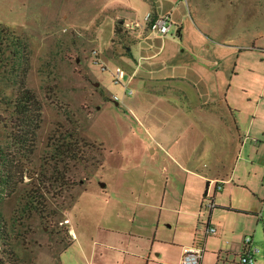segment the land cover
Instances as JSON below:
<instances>
[{"label":"rangeland","instance_id":"374dc122","mask_svg":"<svg viewBox=\"0 0 264 264\" xmlns=\"http://www.w3.org/2000/svg\"><path fill=\"white\" fill-rule=\"evenodd\" d=\"M163 1L174 24L167 35L150 37L155 57L137 59V71H189L199 77L196 88L185 77L148 79L137 87L116 82L113 72L127 75L134 64L116 60L132 41L118 22L132 20L128 5L142 23L149 9L143 0H0V24L8 28L0 31V149L33 177L14 190L0 186L14 264H84L87 256L122 264L120 253L109 255L95 244L134 253L130 264H144L153 238L143 237L159 216L160 231L176 228V236L208 254V264L236 262L233 246L247 237L264 264V0ZM116 24L121 33L111 38ZM21 81L42 106L35 142L26 145L13 137ZM114 96L128 107L116 105ZM64 131L96 149H84L86 162L66 161L63 186H51L45 182L56 168L50 139ZM203 176L226 182L218 192L212 182L204 199ZM30 190L44 191L51 217L30 210ZM201 224L216 228L219 237L206 236ZM105 225L126 235H111ZM70 229L80 245L77 240L61 255ZM2 243L0 258L11 264ZM176 255L164 246L155 261L180 264Z\"/></svg>","mask_w":264,"mask_h":264},{"label":"crops","instance_id":"0c3cea01","mask_svg":"<svg viewBox=\"0 0 264 264\" xmlns=\"http://www.w3.org/2000/svg\"><path fill=\"white\" fill-rule=\"evenodd\" d=\"M143 1L145 3H147L148 7H149L147 14H151V15H154V16L168 15L169 18H170L171 28H172V26L174 24V20L172 18V15H171L170 11L165 7V3H164L163 0H151L150 2H148L146 0H143ZM125 7H127L128 9L131 10V12H132V20L128 21V22H126V21L122 22L120 20L118 23L120 25H122V26L124 25V27H127V30H128L127 33L132 36V41L128 45V47L126 48V51L124 50L127 53V55L125 53H123V54L119 53V55H118L119 57H116V60H119L121 58L127 57L128 59L132 60L134 64H133L132 67H127L126 68L127 75L124 72L123 80H126V83L128 85L136 86V87L139 86V85H142L141 83H144L148 79L180 80V81H184L185 78H187V79H189L188 83L191 84V85H193L192 82L195 83V84L200 82L199 79H198L199 77L197 75H195V73H193L192 71L191 72L194 75L192 77H190V74H189L190 72L189 71H185V73H183L181 75H177V72H175L174 74L170 73V74H162V75H160V73H158V72L157 73L156 72H151V73L138 72L137 68L140 65H139V62H137V59L140 60V62H142V61H145L147 58H154L155 57V55L150 54V47L152 46L151 42H150V37H152V36L159 37V36L155 35L154 33H151L148 30V28H147V26L145 24V20H144L145 17H144L142 23L137 22L136 19H135V12H136L135 9L132 8L131 6H128V5H126ZM114 21L115 20H113V22ZM177 33H178V36H179V39H180L181 33H182V28H178ZM198 33H199L200 37L203 38L204 35L202 36V32L199 31ZM113 36H114V26H112L111 38ZM174 43H175V45L179 46V44L177 42H174ZM109 46H113V43H111V40H110ZM118 46H120L121 47L120 49H122V51H123V48H122L123 45L120 44ZM138 48H140L141 50L138 51ZM101 60L106 65L107 60H104V59L100 58V62H102ZM193 88H196V87L193 85ZM104 93H105V91H104ZM197 96L200 98L199 94H197ZM121 102L125 106L128 107V105H127L128 102L124 98L122 100H120V103ZM115 103H116V105L120 104L119 100L115 101ZM204 103H209V102L204 101ZM236 128H237V130H238V132L240 134L241 130H240L239 126H236ZM175 144H176V142H175ZM171 145L173 146L174 144H171ZM170 148L168 149V153H170L172 155H178V156H181V157L186 158V159L192 157V156H189V154L187 153V151L185 149H184V151H182L183 148L179 149L178 151H173ZM186 170L191 172V173H193V174H195V175L198 174L196 172V169L194 171H192L190 169H186ZM204 178L206 179V184L207 183L210 184L212 182L216 183V182H219V181H222L223 183L226 182L224 180H211L208 177H204ZM167 191H168V189L164 190L165 195H166ZM215 208H216V205L214 206L213 209H215ZM221 209L229 210L226 207H223ZM160 218H161V216H159L158 220H156V226L155 227H151V229H152L151 232H149L148 235H144V237H143V239H146L148 242L151 241L150 238H153L152 242H150L151 246H150V249H149V251H148V253L146 255L147 259H146V262L144 264H157V262L155 260H161L162 251H163V247L164 246H170V247H173V249H176V251H177L176 259L180 263H181V259H182L183 252H184L185 249H187V248H198V249H200L199 245L196 244V243L192 244L188 237L187 238H183V237H180V235L176 236V228L169 229V230H164L165 228L164 229L162 228V230L160 231ZM201 225H202L201 230L203 229V231H205V228L207 226L203 225V224H201ZM105 226H106V228L104 229V231H107L111 235H126V233L124 231L119 230L120 227H118V226H109V227H107V225H105ZM204 226H206V227H204ZM167 227H169V226H167ZM165 231H167L168 233L173 232V234H171L170 237H168V235H167V233ZM130 233H133V232L131 231ZM70 234H71V239L69 240V243L65 246L66 248L64 247L65 249H63L61 255L63 253H65L67 251V249L71 248L72 246L74 247L76 241L78 240V237H77L76 232H75L74 229H70ZM212 237H219L218 230H217V235L212 236ZM76 245H80L79 240L77 241ZM107 246H109V245H107ZM95 247L102 248L106 253L108 251V254L109 253H120L122 256H119V257L122 259V264H130V262L132 260H134L135 258H138L137 255H134V253H128V252L121 253V252H118V250H115V249H113L111 247H106L104 245L95 244ZM156 250H157V253L155 252ZM233 250L234 251L232 252V254H233L234 258L236 259V262L233 261L231 264H237L239 256L243 252V241H242L241 244H236L235 243V245L233 246ZM204 253H205V251L202 252V258H201L200 264H208V261H209V260H207V258H208L207 255L208 254L205 255ZM109 255H111V254H109ZM160 256H161V258H158ZM85 260L86 261L84 262V264H109V262H106V261L95 262L93 260H90L88 258V256H87V259H85ZM142 260H145V259H142ZM220 261H221L220 254H218L217 262L219 263ZM165 264H169V263H165ZM222 264H227L226 260H223Z\"/></svg>","mask_w":264,"mask_h":264},{"label":"trees","instance_id":"16d2710c","mask_svg":"<svg viewBox=\"0 0 264 264\" xmlns=\"http://www.w3.org/2000/svg\"><path fill=\"white\" fill-rule=\"evenodd\" d=\"M0 29V31H2L8 28L0 24ZM121 29L122 26L116 24L114 35H118L119 33H121ZM13 108L15 124L17 126V133L13 134V137L16 138V142H19L23 145H26L27 142L34 143L36 132L39 129L41 123L42 106L35 94L26 87L24 81H21V83L19 84L18 93L14 101ZM29 146L32 147V145ZM87 148H91L89 149L90 151L96 149L94 145L87 144L85 140L79 139L73 133H69L67 131H64L62 133L59 132L55 139H50L49 149L52 155L51 161L54 162V167L56 168H54L53 170L52 178H45V182L49 181L51 186L52 183L63 186V183L66 179V174L65 172H63V165L66 164V161L79 163L86 162V156H88L89 151L85 155L86 151L84 149ZM93 160L95 159L93 158ZM95 163H97V160ZM97 164L99 165V163ZM0 167V186L2 187H7L14 190L21 183H23L24 178L28 180L33 179L32 175L28 173L27 170L25 171L21 162H16L13 155L7 152H3V150L1 149ZM41 177L44 178L45 175ZM208 187L209 183L206 184V191L203 196L204 198ZM26 198L27 200H29L28 204L31 206L30 210L37 213L40 217H51L50 213H48L49 211L47 210L44 191L41 190L40 193L38 190H30L27 193ZM5 237H7L6 223L0 211V240H2V244L6 246L5 249L8 256L11 258V264H14L17 259L14 256L13 252L9 250L7 238ZM0 264H4V261L1 258Z\"/></svg>","mask_w":264,"mask_h":264},{"label":"built area","instance_id":"2783aa9c","mask_svg":"<svg viewBox=\"0 0 264 264\" xmlns=\"http://www.w3.org/2000/svg\"><path fill=\"white\" fill-rule=\"evenodd\" d=\"M144 20L148 30L151 33H154L155 35L165 36L170 32L171 22L168 15L152 16L151 14H147ZM113 75L116 82L120 83L124 78V71L121 70L120 68H117L113 72ZM113 99L114 101L118 100L116 96H114ZM222 183H223L222 181L216 182L215 192L221 191ZM210 184L204 199L210 198V195L208 194ZM209 200H210V208L213 209L215 205L211 199ZM204 232L206 236L217 235V229L211 226H207ZM202 252L203 251L198 248L185 249L180 264H200L202 258ZM259 257H261V250L253 245L252 238L249 237L245 238L243 240V252L240 254L237 264H258Z\"/></svg>","mask_w":264,"mask_h":264}]
</instances>
